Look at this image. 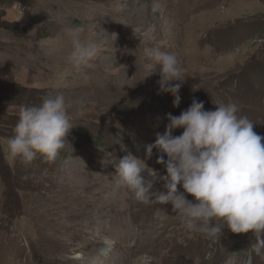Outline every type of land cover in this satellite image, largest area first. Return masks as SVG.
Masks as SVG:
<instances>
[{
    "label": "rangeland",
    "instance_id": "obj_1",
    "mask_svg": "<svg viewBox=\"0 0 264 264\" xmlns=\"http://www.w3.org/2000/svg\"><path fill=\"white\" fill-rule=\"evenodd\" d=\"M3 14L27 34L0 31V264H264L250 232H190L171 203L136 201L108 163L145 159L166 114L194 97L205 110L236 102L264 135V0H16ZM73 29L98 48L79 68L67 60ZM153 47L182 62L179 107L149 75ZM61 93L65 146L53 162L23 163L8 147L20 106ZM153 153L148 166L166 174Z\"/></svg>",
    "mask_w": 264,
    "mask_h": 264
},
{
    "label": "clouds",
    "instance_id": "obj_2",
    "mask_svg": "<svg viewBox=\"0 0 264 264\" xmlns=\"http://www.w3.org/2000/svg\"><path fill=\"white\" fill-rule=\"evenodd\" d=\"M82 31L69 32L72 51L67 60L77 68L98 54L95 44L81 39ZM144 56L159 65L156 71L149 64V75L158 72L161 77L158 94L170 93L173 106L179 107L186 74L178 55L153 47L146 48ZM216 105L215 110H205L204 102L194 97L180 115L166 114L165 131L157 132L155 141L145 145V159L129 153L108 163L136 201L171 203L184 228L208 240L216 241L225 227L236 234L250 232L255 240L251 252L259 255L264 251V135L254 131L248 116L238 115L236 102ZM68 108L62 93L44 97L39 105H21L8 141L11 154L25 164L37 156L55 161L73 127ZM178 128L182 134L174 135ZM153 149L156 163L164 166L166 174L148 166ZM159 182L163 190L155 189Z\"/></svg>",
    "mask_w": 264,
    "mask_h": 264
},
{
    "label": "trees",
    "instance_id": "obj_3",
    "mask_svg": "<svg viewBox=\"0 0 264 264\" xmlns=\"http://www.w3.org/2000/svg\"><path fill=\"white\" fill-rule=\"evenodd\" d=\"M14 1L16 0H0V8H2V11H0V31L7 30L14 33L15 35H26L27 30L24 29L19 22H9L8 20L4 19V8L8 7Z\"/></svg>",
    "mask_w": 264,
    "mask_h": 264
}]
</instances>
